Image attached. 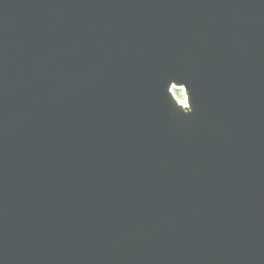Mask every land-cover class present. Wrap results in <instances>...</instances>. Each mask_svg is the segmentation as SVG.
Wrapping results in <instances>:
<instances>
[{
	"label": "water",
	"instance_id": "water-1",
	"mask_svg": "<svg viewBox=\"0 0 264 264\" xmlns=\"http://www.w3.org/2000/svg\"><path fill=\"white\" fill-rule=\"evenodd\" d=\"M0 264H264V0H0Z\"/></svg>",
	"mask_w": 264,
	"mask_h": 264
},
{
	"label": "clouds",
	"instance_id": "clouds-1",
	"mask_svg": "<svg viewBox=\"0 0 264 264\" xmlns=\"http://www.w3.org/2000/svg\"><path fill=\"white\" fill-rule=\"evenodd\" d=\"M175 89H176V87H175V85H173V86H172V91L175 92ZM180 92H181L182 97H183V95H184V93H185V88H184V87H181V88H180ZM181 103L184 104V103H186V101H185L184 99H182V102H181ZM193 111H194L193 106H192V104H190V106L185 107L184 110H183L182 112H183V114H185V115H189V114H191Z\"/></svg>",
	"mask_w": 264,
	"mask_h": 264
},
{
	"label": "rangeland",
	"instance_id": "rangeland-1",
	"mask_svg": "<svg viewBox=\"0 0 264 264\" xmlns=\"http://www.w3.org/2000/svg\"><path fill=\"white\" fill-rule=\"evenodd\" d=\"M174 96L178 99V100H182V94L180 92V90H175V92H173Z\"/></svg>",
	"mask_w": 264,
	"mask_h": 264
}]
</instances>
